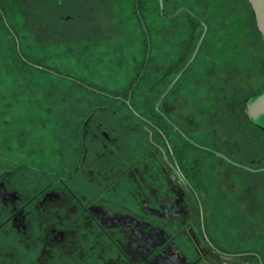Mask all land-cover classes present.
Returning a JSON list of instances; mask_svg holds the SVG:
<instances>
[{"label":"flooded vegetation","instance_id":"1","mask_svg":"<svg viewBox=\"0 0 264 264\" xmlns=\"http://www.w3.org/2000/svg\"><path fill=\"white\" fill-rule=\"evenodd\" d=\"M35 1L48 5L51 11L63 13L69 9V0ZM15 2L27 14L34 1ZM162 2L163 20L183 12L185 23L152 25L159 31L156 52L146 33L148 27L140 24L145 38L142 58L125 84L112 90L117 104L93 106L77 119L52 126L50 131L34 125L26 132L17 126L21 129L17 147L23 150L27 148L24 144L30 142L33 154H26L32 159L6 157L0 166V264H263L257 250L229 252L219 248L208 235L202 212L204 198L200 196H208V186L197 184L191 176L202 177L206 165L212 167L214 162H223L227 170L230 163L226 157L244 158V154L241 149L229 152V136L221 123L223 135L219 141L227 150L222 152L225 158L213 159L215 153H208L186 138L183 132L187 134L198 127L196 118L203 112L196 103L198 72L191 71L192 93L185 94L189 85L184 76L203 43L207 49L202 50V73L207 77L221 75L223 79L230 65L226 62L218 70L208 62L211 47L203 41L210 26L197 8ZM194 2L198 5L197 0ZM179 7L192 13L180 10L171 15ZM202 22L206 31L196 55L171 85L196 46ZM168 32H173L177 41L173 49L166 46ZM25 33L26 48H35L41 42L33 27ZM7 43L15 49L20 46L14 38ZM191 47L190 54L184 56ZM18 56L36 66L33 51ZM238 71V76H243L240 66ZM133 79L137 80L135 86ZM258 79L255 75L251 80L254 89ZM180 98L192 109L189 116L182 112ZM221 108L225 119L230 108L232 117L237 116L242 139L246 129L242 104H225ZM182 118L193 127L186 128ZM249 128L254 132V141L259 142V130L255 132L251 125ZM7 141L0 146L12 151L14 147ZM241 147L243 141H239ZM224 185L229 186V182Z\"/></svg>","mask_w":264,"mask_h":264},{"label":"rangeland","instance_id":"2","mask_svg":"<svg viewBox=\"0 0 264 264\" xmlns=\"http://www.w3.org/2000/svg\"><path fill=\"white\" fill-rule=\"evenodd\" d=\"M9 1L13 7L9 6L8 11L1 14L8 32L0 29V144L7 139L6 143L9 142L14 148L10 151L5 146H0V166L6 157L32 159L26 155L33 154L29 148L30 142L24 144L27 148L23 150H19L16 145L21 138L18 133L21 129H16L17 126H22L26 132L34 125L50 131L52 126L64 120L77 119L79 114L93 106L110 107L117 104L112 97V90L120 89L125 84L142 58L144 33L140 22L148 27L146 33L152 41L154 52L159 49L160 38L159 31L153 26L157 27L161 23H185L183 12L163 20V14L157 8L158 0H138V3L136 0H69V9L63 13L56 8L51 11L48 5L41 6L33 0L27 14L15 0ZM176 1L177 4H186L195 10L194 0ZM236 4L233 1L231 6ZM166 6L169 8L167 3ZM224 9V6H219L217 11ZM165 14L169 15V9L165 10ZM223 17L221 14V18ZM228 20L229 17L226 22ZM30 27L38 31L41 38L35 48H26L23 40L26 29ZM84 28L88 32H84ZM243 29L246 32L247 28ZM184 34L185 32L181 38ZM218 34L216 31L209 34L208 39L212 42L213 49L217 47L218 42L214 40H217ZM167 35L166 46L173 49L177 43L175 35L173 32H168ZM11 38L20 43L16 49L7 43ZM229 41L231 46L236 44L235 37L230 34L228 43ZM254 44L256 47L253 48H257L256 42ZM30 50L33 51L37 67L16 60V55L25 52L30 55ZM203 56L204 54L198 55L184 76V82L189 85L185 94L194 92L190 84L191 71L196 69L199 75L197 80L199 78L200 82L201 78L207 76L202 73L203 65L199 64ZM211 59L221 70L222 61L214 55H211ZM235 60L239 62V59ZM238 67L239 65H230L229 70L223 74V80L224 83L229 81L226 84L230 87L234 85L232 80H236L243 92L247 85L243 83V77L238 76ZM206 78L210 82L205 80L200 84L208 86L212 83L213 86L209 85L210 89L197 87L196 103L203 112L196 118L199 126L183 134L194 145L208 153H215L214 159L218 158L217 153L224 155L222 152L227 150L219 141L222 138L220 135H223V127L214 118L220 108L214 105L219 87L215 84L220 81L213 79L212 75ZM180 79L183 82V75ZM251 80L249 79L250 82ZM255 84L258 86V81ZM248 87V90L253 91L252 83ZM232 91L233 88H230V92ZM179 102L182 112L189 116L192 109L188 102L182 98ZM182 120L186 128L193 127L188 124V119ZM27 137L30 138V133H27ZM252 143V149L239 148L245 158H237L231 153L230 158L226 157L230 163L227 170L223 162L219 165L214 162L212 167L206 165L202 179L208 186V199L204 193H200V196L204 198L202 212L208 235L219 248L229 252L255 249L264 264V170H259L264 168V150L259 148L257 142ZM249 152L256 153L251 155V162L247 157ZM242 166L258 170L238 168ZM209 168H212L211 173ZM227 182L229 186L224 185ZM225 188L228 189L227 192H224Z\"/></svg>","mask_w":264,"mask_h":264},{"label":"trees","instance_id":"3","mask_svg":"<svg viewBox=\"0 0 264 264\" xmlns=\"http://www.w3.org/2000/svg\"><path fill=\"white\" fill-rule=\"evenodd\" d=\"M169 1L177 2L176 0H169ZM233 1L237 2V4L231 6ZM136 2L138 3L139 1L136 0ZM181 2H185V0H182ZM197 4L198 5H196L195 8H197L203 14L202 17L205 19L204 21L210 26L209 31L207 32L205 39L203 41L208 43L211 47L209 48L210 51H208V56H210L208 58V62L209 63L212 62L211 64L217 68V66L214 64V62L211 59V55H214L216 58L222 61V65L226 64V62L229 65H234V64L239 65L240 68H242V70L244 71L242 76L244 80L243 83L247 86L243 92H241V89H239L236 80H232L234 85H231L232 87H230L229 85L226 84L229 81H225L224 83V80L220 78L221 75H217L213 77V79H218L220 81L219 84H215L216 87L218 86L219 87L217 88V98L214 101V105H218L220 108H219V114L218 115L215 114L214 118L216 119L218 124L219 123H221L222 125L224 124L226 127L225 132L229 136L230 146H231L229 151L231 153L232 152L237 153V151L239 150V141H243L244 147H246L247 149H252L254 147V144L252 142L254 141L255 135L254 132L253 133L249 132L250 125L255 127L256 129L255 132L259 130L258 135L260 136V139L259 142H257V144L259 148L264 150V146H262L264 144L263 127L251 122L244 112L246 129L243 138L241 139L239 138V134H238L239 131H238L237 116L232 117L231 115L232 109L230 108L229 109L230 115L228 119H225L223 117V112L221 108V106L225 104L233 105L239 103L242 104V108L244 111L246 100L251 96L256 95L259 91L263 89L264 86V41L257 29L252 8L248 0H227L226 2L225 1L222 2V0H197ZM9 6L13 7V4H11L9 0H0V29L5 32L8 31H7V27L4 24L1 14L7 12ZM219 6H224L225 7L224 11L223 10L217 11ZM157 8L159 9L158 4H157ZM221 14L224 16L223 18H221ZM228 17L229 20L226 22V19ZM194 22L199 24L195 20ZM141 23L142 22H140V24ZM243 28H247L246 32H244ZM213 31L219 32L220 34V35L218 34L217 40H214V42L215 41L218 42L217 47H215V49H213L212 42L210 41V39H208L209 34H211ZM199 34H200V30L197 32L196 38H198ZM229 34L235 37L236 44H233L232 46L230 41L228 43ZM209 41L211 42V44L209 43ZM254 42H256L257 48H253L256 47ZM205 46L206 44L204 43L203 45H201V49L199 50L195 59H197L199 54H204L202 50L207 49ZM191 50L192 47L189 48L188 54H184V56L189 55ZM16 57H17L16 60L26 63L25 61L20 59L18 55H16ZM226 57H229L228 61L226 60ZM235 58L239 59V62H236ZM233 60H235L234 61L235 63L232 62ZM201 63L204 62H200L199 64ZM33 67H37V66H33ZM188 71L189 70H187L186 72ZM255 75L256 76L258 75L259 84L255 89H252L253 91L248 90L249 88L248 86H250L251 84L249 79L251 80V78H253ZM206 77L201 78L202 79L201 82L205 80L210 82L209 79H207ZM132 82L134 85L137 82V80L133 79ZM201 82L198 78L199 86L203 85L200 84ZM209 85L213 86L212 83L208 84V86ZM204 86L206 85L204 84ZM230 88H233L232 92H230ZM200 101L202 102L203 99L201 98ZM216 112L217 111L215 110V113ZM254 143L256 142L254 141ZM249 153L250 155H248L247 157L250 159L249 161L251 162L253 161L251 159L252 158L251 155L254 156L255 153L253 154L251 152ZM191 178L195 182L197 181L196 182L197 184L203 183V179L200 175L199 176L193 175L191 176ZM256 263L258 264V262Z\"/></svg>","mask_w":264,"mask_h":264},{"label":"water","instance_id":"4","mask_svg":"<svg viewBox=\"0 0 264 264\" xmlns=\"http://www.w3.org/2000/svg\"><path fill=\"white\" fill-rule=\"evenodd\" d=\"M248 2L252 8L257 29H258L259 33L261 34V37L264 41V0H248ZM158 3H159L160 13H162L163 2H162V0H158ZM180 10H184L186 12L192 13L186 7H179L171 15H175ZM202 24H203V22H202ZM205 31H206V26H205V24H203V30L200 34V37L196 43L194 50L192 51L187 62L183 65V67L179 70V72L176 74V76L172 80L171 85L179 78V76L184 72V70L187 68V66L190 64V62L195 57L196 52L198 50V47H199V45L203 39V36L205 34ZM244 112L251 122H253L254 124H257V125L264 128V124H263V121H264V86H263V89L261 91H259L256 95L251 96L250 98H248L246 100ZM217 155L225 158V156L220 154V153H217ZM242 168H244L245 170H258V169H251V168H248L245 166H242ZM259 170H264V168H261Z\"/></svg>","mask_w":264,"mask_h":264}]
</instances>
